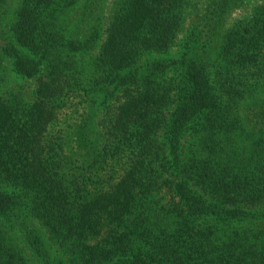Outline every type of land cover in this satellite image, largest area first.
<instances>
[{"label": "trees", "instance_id": "obj_1", "mask_svg": "<svg viewBox=\"0 0 264 264\" xmlns=\"http://www.w3.org/2000/svg\"><path fill=\"white\" fill-rule=\"evenodd\" d=\"M237 1L190 34L177 88L172 61L143 57L173 44L183 0H0V67L36 79L32 102L0 80V264H264V3L209 56ZM107 4L95 67L117 96L102 144L62 171L48 128Z\"/></svg>", "mask_w": 264, "mask_h": 264}, {"label": "rangeland", "instance_id": "obj_2", "mask_svg": "<svg viewBox=\"0 0 264 264\" xmlns=\"http://www.w3.org/2000/svg\"><path fill=\"white\" fill-rule=\"evenodd\" d=\"M223 0H183L181 25L176 33L173 44L161 53H149L145 59H161L173 62L166 72V78L177 88L184 87L181 84L185 81L183 77L184 66L180 62L184 52V45L190 34L201 24L202 20H208L209 14L214 11L217 3ZM19 0H15L17 6ZM264 3V0H238L230 4L222 15V24L213 37L212 51L209 56L214 57L220 47L224 35L230 31L237 20H250L255 7ZM111 5L107 4L102 14V20H98L100 35L97 46L87 53H76L75 59L81 68L76 91L68 92L66 97L60 101L58 118L48 128L50 140L56 138L61 141L65 153L72 156V160H65L61 164V170L75 172L83 166V159L90 147L95 144H102L104 138L100 129V122L105 112V107L109 105L117 96L111 94L109 85L102 82L103 74L98 73L95 67V58L99 55L102 44L107 37L108 20ZM7 20L0 23V31L8 32ZM74 21H71L73 23ZM94 22H88L93 25ZM177 62V63H176ZM175 63V64H174ZM1 97L7 98L10 93L17 94L20 100L32 102L36 89L35 78H25L13 71L11 61L4 60L0 67ZM108 87L107 89H105ZM88 92V93H87ZM188 135H185V138ZM188 142H193L192 138H187ZM99 146V145H98ZM66 162H69L66 164ZM85 170V168H84Z\"/></svg>", "mask_w": 264, "mask_h": 264}]
</instances>
